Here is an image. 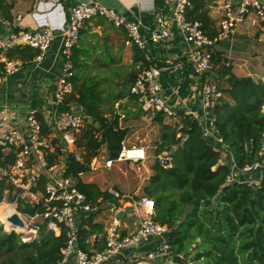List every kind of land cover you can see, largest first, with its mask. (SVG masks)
Listing matches in <instances>:
<instances>
[{
	"label": "trees",
	"instance_id": "16d2710c",
	"mask_svg": "<svg viewBox=\"0 0 264 264\" xmlns=\"http://www.w3.org/2000/svg\"><path fill=\"white\" fill-rule=\"evenodd\" d=\"M189 2L188 18L199 21L211 37L217 36L209 10L214 0ZM4 9L0 6V12ZM84 34L86 31L82 29L74 49V90L66 105L73 103L81 107L90 122L75 143L80 157L73 154L72 164L65 169L64 176L78 179V189L92 206L103 203L118 205L117 199L97 184L80 180V174L90 171L93 159L99 156L104 145L107 146L108 156L117 158L128 133L127 129L119 128L118 115L109 116L106 86H103L106 80L88 71L92 48L89 49L83 42ZM100 48L105 58L110 60V64L104 62V66L114 64V56L107 47ZM38 53L30 47H19L10 53V57L22 61L34 60ZM133 59L135 63L150 65L136 46L133 48ZM220 73L231 75L233 82L223 91L228 98H221L213 110L215 126L230 153L237 158L240 166H244L259 159L264 145V82L255 81L252 77L237 78L230 65L223 66ZM122 95L124 93L117 94L114 100H121ZM179 116L181 122L177 124L167 123L162 114L153 117L154 123L161 128V142L152 166L153 175L144 188L145 196L155 201L153 219L170 229L168 238L175 263L188 264L185 255L194 246L198 253L195 260L204 258L206 264H264V183L261 189L245 183L227 185L230 167L221 163L222 151L205 138L197 118L185 112H180ZM39 118L47 133L48 126L42 117ZM173 147L176 150L169 154L171 166L166 167L160 156L170 153ZM12 156H9L10 161ZM63 156L66 154L56 148L48 156L49 164H59ZM45 182L46 178H42L40 185L44 186ZM5 189L1 184L0 203ZM214 204L217 206L216 218L206 219L205 216L210 215L208 212L205 215L203 211L211 209ZM18 211L34 216L42 208L18 202ZM97 215L93 213L81 222L79 250L104 249L106 232L104 226L96 222ZM52 223L45 221L39 227L38 237L29 242L23 240V234L4 232L3 225H0V264H57L62 258L67 236L64 227L57 225V230ZM95 236L99 238L95 239Z\"/></svg>",
	"mask_w": 264,
	"mask_h": 264
},
{
	"label": "built area",
	"instance_id": "2783aa9c",
	"mask_svg": "<svg viewBox=\"0 0 264 264\" xmlns=\"http://www.w3.org/2000/svg\"><path fill=\"white\" fill-rule=\"evenodd\" d=\"M169 2L170 12L158 15L151 25L131 20L124 12L105 6L101 0H84L72 9L68 20L60 30L54 24L27 28L19 23L16 26L17 31L8 36L0 34V65L5 77L16 76L24 67L21 59L10 57V53L15 49L30 47L39 51L35 61L40 63L51 49L53 42L57 38L62 40L63 64L57 81L56 97L66 109L55 118L53 133L44 132L42 121L36 111H30L23 122H19L13 113L0 111V127L4 128V136L0 139V187L4 184L5 196H13L16 203L22 202L23 205L42 208V211H37L34 216L19 213L27 230L35 235L28 239L23 238L25 242L37 238L39 227L42 225L38 223L40 220H50L55 229L57 225L65 228L67 241L62 248V258L57 264H69L72 260L76 264H116L125 259L130 264H136L162 260L171 253L168 238L170 229L153 219L155 201L146 196L138 200L135 196L123 195L114 189H109L108 192L117 199L118 205L108 207L113 218L110 226L105 230L104 249L90 252L79 250L81 222L93 213H100L105 207L103 204L97 206L89 204L85 194L77 187L78 179L64 176L65 168L59 169V164H49L48 156L55 152L57 147L53 143L54 139L65 143L69 148H75L77 134L90 122L81 107L73 103L66 105V100L74 90L73 79L76 75L73 62L74 49L79 42L81 30L92 19L105 18L114 27L122 28L126 34V44L136 46L148 61L149 45L170 42L177 28L191 48L188 59L195 75L201 79V113L186 114L197 118L205 138L215 148L231 157L230 162H223L221 159L222 164L230 167V173L226 178L227 185L245 183L255 189L262 188L264 145L259 152L258 160L244 166L239 165L237 158L230 153L228 145L218 134L215 126L216 117L213 110L224 93L218 84L207 76L214 66V48L217 43L235 35L237 28L246 21L248 15L254 13L260 19L264 30V0H216L220 19H218V34L214 37L208 35L199 21L188 18L191 9L189 0H169ZM0 24L8 25V21L1 14ZM160 76L161 70L158 67L139 65L130 86V93L145 114H162L166 120H174L179 117V112L164 93ZM104 148L105 145L100 154ZM9 156L13 157L12 161ZM148 157L147 148L138 145L128 146L122 142L118 157L105 158L101 167L111 169L114 164L123 162L143 164ZM97 158L98 156L93 159L90 170L98 169ZM165 158L170 159L168 152L160 156L162 162ZM42 178H46L44 186L40 185ZM129 206L143 207L145 217L135 231L123 235L122 219L118 213ZM150 240L159 242L154 251L142 254L135 252L131 256L127 253L130 249H137Z\"/></svg>",
	"mask_w": 264,
	"mask_h": 264
},
{
	"label": "crops",
	"instance_id": "0c3cea01",
	"mask_svg": "<svg viewBox=\"0 0 264 264\" xmlns=\"http://www.w3.org/2000/svg\"><path fill=\"white\" fill-rule=\"evenodd\" d=\"M80 1L84 0H59L58 2H54L53 0H2L0 6L5 7V9L0 14L8 21V25L0 24V34L8 36L12 32L17 31L18 28L16 26L19 23H22L27 28H37L45 26L46 24H54L60 30L68 20L72 9ZM101 1L107 7L124 12L129 19L142 21L148 25H151L158 15L162 13L168 14L170 12L169 0ZM215 1L209 6V10L217 31L219 29L218 19H220V13L216 9ZM96 19L101 20L102 18L99 17ZM115 28L117 32L122 31V49L128 55L131 54V61H134V46L126 44V34L122 28ZM61 49L62 40L61 38H57L42 62L38 63L35 61L36 58L34 60L23 61L24 67L22 71L13 77H5L3 75L2 65H0V111L3 110L13 113L19 122H23L30 111H36L48 126L49 134L53 133L52 127L55 118L66 109L65 106L59 103L56 97L57 81L61 74L63 64ZM190 49V46L183 39L182 34L175 28V36L170 42L151 44L147 51L149 55V61H147L151 66H156L161 70L160 83L164 93L179 113H201V79L195 75L188 59ZM214 52V66L207 77L211 81H216L222 92L228 89L233 82L231 75L220 73L225 65L231 66L232 73L237 78L252 77L255 81L264 82V30L260 19L254 13L247 16L246 21L237 28L235 35L218 42L214 48ZM176 65H180V67H175ZM122 96L121 100H114L113 109L114 115L119 116V128L128 130L124 140L126 144L131 126L128 122L125 124L124 122L128 119H144L151 116L154 117V115L145 114L131 93L128 95L124 93ZM223 97L228 98L226 93H224ZM171 121L177 124L181 122V118L179 116L174 120L166 122L173 124ZM3 136L4 128L0 127V139ZM58 142L60 141L54 139L53 143L57 146L56 148H58ZM105 158H110L106 145L104 151L97 158L98 169L80 174V180L85 183L97 184L102 189L105 184V179L100 174L94 176V173L109 174L115 166L114 164L111 169L101 167ZM230 161L231 157L229 156L227 162ZM146 162L143 164H134L135 167L140 166L137 170L141 175L143 174L141 172L145 171L146 176L143 183L149 181L153 175V171L145 165ZM58 167L59 169H63V166L60 164ZM135 167L133 166L134 169ZM142 168L144 169L142 170ZM109 189H114L123 195L135 196L138 200L145 197L143 192L141 194V186L133 192H123L115 187H108L106 190H102L108 192ZM109 205V203H103L105 208L100 213H97L96 222L102 224L104 230L110 226L113 218L112 214L108 211ZM144 217V208L136 207L134 214L121 218L122 234L128 235L135 231L142 223ZM44 222L43 220L38 221L39 224H44ZM57 229L59 230V228ZM158 244V240H150L137 249H130L127 253L131 256L135 252L142 254L144 252L154 251ZM126 261L127 259L120 260L116 264H130ZM69 264H76V262L72 260Z\"/></svg>",
	"mask_w": 264,
	"mask_h": 264
},
{
	"label": "rangeland",
	"instance_id": "374dc122",
	"mask_svg": "<svg viewBox=\"0 0 264 264\" xmlns=\"http://www.w3.org/2000/svg\"><path fill=\"white\" fill-rule=\"evenodd\" d=\"M86 34L83 35L82 39L85 43L86 47L90 49L92 48V55L88 59L89 67L88 71L92 74H97L103 77L106 81H103V86H106L105 97L108 99V110L111 114L110 116L114 115V97L119 93L129 94V88L133 78L136 75L137 67L140 64L131 61V54H127L122 49V31L117 32L116 28L110 24L107 20L104 19H93L91 22L86 24L85 28ZM88 44V45H87ZM100 46L107 47L106 49L112 53L114 56L115 63L112 65L104 66V62H108L110 64V60L106 59L102 53V49ZM218 84L216 81H213ZM170 121V120H166ZM128 122L130 124L131 129L129 132L128 140L126 141V145H142L147 147L148 150V161L145 165L152 170V166L154 165L157 159V147L160 145L161 142V128L154 123L153 117L147 118H139L134 120H127L124 124ZM174 124V121H171ZM82 129L76 136V140L82 135ZM58 148L61 149L66 156L60 157L59 164L63 166V169L66 168V158L69 154H74L78 158L80 157V150L76 148H69L65 145V143L58 142ZM223 157L222 161L227 162L229 158V154L222 151ZM134 164L132 163H116L113 167L112 171L109 174L103 173H94V176L102 175L105 179V184L103 185V190H106L108 187H115L123 192H133L136 188L142 187V192L144 193V188L147 186L149 181L143 183V180L146 176L145 171H142V175L137 170L138 167L136 166L135 169ZM144 168H142L143 170ZM153 171V170H152ZM153 173V172H152ZM110 175V176H109ZM87 180V179H86ZM145 195V194H144ZM13 196H5L1 203L9 202L12 206L13 210L17 213L18 211V203H16L15 198ZM0 203V204H1ZM210 211V212H209ZM204 214L208 212L210 216H205L206 219H215L217 214V206L214 204L211 209H205ZM0 225H3L4 232H11L15 231L17 233L23 234V238H30L34 237L35 235L28 230V232H21L16 231L14 229L6 230L4 223L1 221ZM38 237V235H37ZM200 240H198V243ZM239 242V241H238ZM197 243V244H198ZM195 247L193 246L190 248L189 253L185 255V258L188 261V264H206V259L202 258L196 261V256L198 253L194 250ZM173 252L168 253L162 260L157 261H146L147 264H176L174 260Z\"/></svg>",
	"mask_w": 264,
	"mask_h": 264
},
{
	"label": "water",
	"instance_id": "95a60500",
	"mask_svg": "<svg viewBox=\"0 0 264 264\" xmlns=\"http://www.w3.org/2000/svg\"><path fill=\"white\" fill-rule=\"evenodd\" d=\"M176 150V147H173L170 150L169 154H173ZM72 158H73V154H69L66 158V168H69L72 164ZM164 166L169 167L171 166V160L168 158H165V160L162 162ZM65 168V169H66ZM135 213V208L132 206L126 207L124 210H120L118 213V216L120 218H124L127 215H131ZM9 221L11 222V224L14 225V227H19V228H27L24 220L22 219V217L19 215V213H15L13 214L10 218ZM99 237L96 236V239H98ZM136 264H142V263H136ZM143 264H147V263H143Z\"/></svg>",
	"mask_w": 264,
	"mask_h": 264
},
{
	"label": "bare ground",
	"instance_id": "6f19581e",
	"mask_svg": "<svg viewBox=\"0 0 264 264\" xmlns=\"http://www.w3.org/2000/svg\"><path fill=\"white\" fill-rule=\"evenodd\" d=\"M15 213L17 212L13 210L9 202L0 204V221H2L6 226L5 229L6 230L14 229L16 231L28 232L27 228L14 227V225L11 224L9 218Z\"/></svg>",
	"mask_w": 264,
	"mask_h": 264
}]
</instances>
